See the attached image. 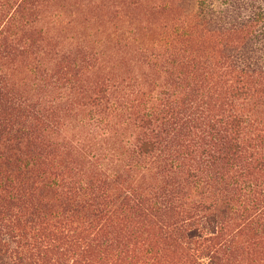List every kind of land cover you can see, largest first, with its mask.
<instances>
[{
	"label": "trees",
	"instance_id": "1",
	"mask_svg": "<svg viewBox=\"0 0 264 264\" xmlns=\"http://www.w3.org/2000/svg\"><path fill=\"white\" fill-rule=\"evenodd\" d=\"M0 264H264V0H0Z\"/></svg>",
	"mask_w": 264,
	"mask_h": 264
},
{
	"label": "rangeland",
	"instance_id": "2",
	"mask_svg": "<svg viewBox=\"0 0 264 264\" xmlns=\"http://www.w3.org/2000/svg\"><path fill=\"white\" fill-rule=\"evenodd\" d=\"M71 1H74V0H71ZM67 3H72L70 4L71 7H73V2H67ZM82 5V7H78V9L76 10L75 12V20L78 19V22L73 24L72 26H70L67 30V33L71 36L74 37V35H77L79 33H83L81 32L80 30H82L84 27H85V20L84 17L88 15V17L93 20V22H91L89 24L90 25H93L96 21H101L102 18H105V16H107L108 14H104V11L102 8H94L93 7V4L88 6L87 4H89V1L87 2H82V3H79ZM95 5V4H94ZM60 7H62V5H60ZM66 12H70V11H66ZM84 21V22H83ZM62 24V22H61ZM62 28V26H61ZM61 34H62V31H61Z\"/></svg>",
	"mask_w": 264,
	"mask_h": 264
}]
</instances>
